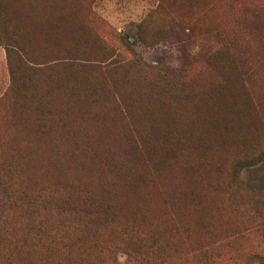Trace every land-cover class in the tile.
Listing matches in <instances>:
<instances>
[{
	"label": "rangeland",
	"instance_id": "374dc122",
	"mask_svg": "<svg viewBox=\"0 0 264 264\" xmlns=\"http://www.w3.org/2000/svg\"><path fill=\"white\" fill-rule=\"evenodd\" d=\"M61 5L35 6L40 21L54 12L59 23L54 35L33 37L27 61L13 56L11 71L0 45L4 234L15 222L34 228L46 202L88 197L119 218L133 216L134 241L145 236L143 253L163 255L162 264H264V160L230 185L233 161L264 149V62L239 100L219 96L237 89L220 79L234 54L227 37L261 55L238 0ZM3 14L26 31L27 20L5 7ZM151 235L156 248L148 247ZM17 241L28 242L21 234ZM15 244L2 238L0 264L22 260ZM26 249L33 264L47 263L40 248ZM62 263L86 264L76 250Z\"/></svg>",
	"mask_w": 264,
	"mask_h": 264
},
{
	"label": "trees",
	"instance_id": "16d2710c",
	"mask_svg": "<svg viewBox=\"0 0 264 264\" xmlns=\"http://www.w3.org/2000/svg\"><path fill=\"white\" fill-rule=\"evenodd\" d=\"M38 3L54 5L55 10L57 6L61 5L62 0H0V45L5 49L10 71L12 70L11 59L13 56L17 55L20 61L28 60L31 40L34 36L47 35L50 37L55 33L57 23H59L56 21L58 17L52 12L47 15L48 18L40 21L35 9ZM238 4L241 22L249 25L247 28L259 33V36L256 37L257 39L255 38L254 43L252 42L251 44L256 45L257 50L261 51V55L256 58L250 50H243L244 38L227 37L228 45L232 46L234 50L232 53L234 54H232L230 68L225 70L226 72L222 74L220 79L223 80L226 86L235 84L234 88L237 89L235 90L236 93L230 92L229 94L224 91L219 96H225L231 101L239 100L238 97L249 89L248 82L251 78L257 76L264 62V5L257 0H238ZM3 7L15 16L17 19L15 21L22 23V19L27 20L26 31H21L17 26L18 23H12L10 19L9 22L7 21L3 14ZM41 25L43 28L38 30ZM248 45L247 43L246 46ZM247 51L248 54L249 52L251 53L252 58H248ZM258 63L260 64L257 65ZM213 89L214 95L221 94L215 87ZM233 120L235 119L233 118ZM183 131L186 134L190 132L185 129ZM195 135L190 134V138L192 139ZM223 137L215 135L212 140ZM216 149L220 150L219 147ZM263 160L264 149L254 148L250 153L239 155L231 165L230 185L235 187L238 184L242 169ZM157 172H159L158 169L156 170ZM0 184H2L6 192L5 185L1 182ZM72 199L71 196L70 198L65 196L59 200L57 205L51 202L53 207L46 202L42 213H36V216L30 215V217L34 216L37 222L34 228L26 227L23 222H15L13 225L14 231L4 234V231L6 232L4 229L5 225L3 226L0 223V241L5 236L12 237V242L16 241L15 252L24 256L18 264H33L32 260H28L31 250H25L26 247L41 249L40 252L43 257L47 258V263L44 261L43 263L41 262L42 264H63L62 259L69 256L73 250H76L81 255L86 264H138L140 263L139 260H145V257H153L157 264L165 262V257L155 251L143 253L144 247L147 246L145 236L134 241V237L137 235V221L133 216L119 218L117 214L112 212L111 206L103 207L88 197H82L78 201H73ZM4 203L9 204V201L5 198ZM102 208H104L103 213L105 215L101 213ZM111 232L119 233V239L109 238ZM18 233L27 237L26 246L17 241ZM70 236L74 237L75 240L73 239V242L69 244L67 241ZM148 239L150 243L148 247L156 248L158 242V240L157 242L155 240L156 237L151 235ZM98 247H103L105 254L101 256L98 252ZM156 250L160 251L159 247ZM149 253L152 256L148 255ZM18 254H16L17 260H19ZM54 257L57 258L56 261H52ZM43 260L41 259L40 261Z\"/></svg>",
	"mask_w": 264,
	"mask_h": 264
}]
</instances>
